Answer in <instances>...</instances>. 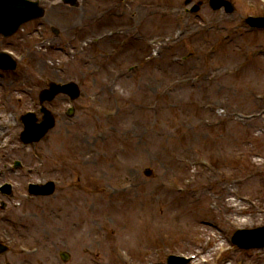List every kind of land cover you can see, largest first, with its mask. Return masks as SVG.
Segmentation results:
<instances>
[{
  "label": "rangeland",
  "instance_id": "rangeland-1",
  "mask_svg": "<svg viewBox=\"0 0 264 264\" xmlns=\"http://www.w3.org/2000/svg\"><path fill=\"white\" fill-rule=\"evenodd\" d=\"M125 1L129 4L126 16L119 19L117 11H112L110 17L112 13L114 15L107 22L95 26V31L104 32L119 25L131 26L141 17L153 15L150 10L136 7V4L143 6L151 0ZM174 1L170 2L169 16H162L158 22L156 30L159 31L147 34L150 35L148 37L169 33L174 26V14L185 13V0ZM233 1L237 8L235 14L213 11L207 3L196 14L185 13L187 26L191 29L196 28L199 14L216 25L212 31L201 30L190 44H185L187 50L194 52L196 58L193 62L198 65L195 71L191 64L187 75L182 74L185 71L182 68L168 67V58L160 62V72H154L152 65H145L133 75L120 77L116 82L110 77L119 67L140 61L151 52V48L143 41L133 40L114 58V62L92 46L81 44L76 48L79 54L64 65V78L83 79L79 74L81 70L85 72L83 66L88 71L100 68V72L83 82L84 97L78 102L75 117L59 119L46 144H39L33 150L42 152L47 147L45 156L49 177L63 170L62 173L66 171L69 179L72 167L83 179L82 172L94 179L97 171L105 170L107 180L112 184L111 196H108L112 204L108 209L89 210L94 219L90 227L94 229L93 239L85 238L82 231L79 233L74 228L60 231L57 211L46 220V225L42 217L30 216L28 208H15L14 203L8 204L7 213H15L14 216L23 221L31 219L30 223L39 226L36 231L27 232L26 239L18 240L25 241L28 246H40V252L32 257L16 254L18 263L122 264L117 253L121 250L118 247H124L134 255L133 264H141L152 260H148L150 255L141 252L148 247L146 244L158 243L164 248V255L166 252L193 253L198 250L211 253L215 250L216 240L223 246L229 242V235L234 231L231 221L242 227L264 225V214L246 204L248 199L244 198L243 202L233 195V188H238L241 194H248L264 208V114L250 121L237 117L238 113L264 112V31H247L249 28L240 19V13L258 11L246 7L244 0ZM42 3L48 8L47 17L28 27V33L22 31L16 36L18 49L22 44L30 47L29 58L19 64V73L15 74L16 86L20 82L23 87L35 89L42 83H38L35 74H29L50 69L55 71L57 58L64 59L60 55L62 53L55 50L56 47L41 50L37 47L39 37L34 31L35 25L43 22L47 26L51 18L54 21L51 24L61 26L68 38L77 32L76 24L90 20L94 11L87 1L80 8H70L61 18L57 15L61 3L52 4L50 0ZM57 18L63 20L58 21ZM236 22L241 26L239 31H234ZM145 28L149 32L155 30V20H146ZM91 33L88 29L80 34V38ZM225 33H231V39H225ZM116 41H104L101 46L111 50L110 46L117 44ZM211 44L217 45V50L206 56L204 52ZM232 47L235 54L231 52ZM180 51L174 54L183 53ZM164 56L170 57L171 52ZM241 60L248 62L243 69L237 70L236 65L243 62ZM41 62L45 65L39 68ZM195 73H203V79L197 85L177 86L165 95L160 94V90L174 77ZM205 73L208 78H205ZM116 76L119 75L116 73ZM207 102L223 107L225 111L216 114L215 110H200L198 103ZM29 105L31 107L32 103ZM226 111L229 113L227 116ZM216 118L223 120L221 125L207 126L206 120L215 122ZM88 154L98 158L97 165L83 161V156ZM179 159L187 163H180ZM202 159L209 160L210 164L212 162V166H201ZM59 163L65 168L58 170ZM145 167L153 170L152 176L143 174ZM95 186H101V183L95 182ZM148 186L145 194L152 195L154 191L153 199L146 206L139 205L140 201L147 200L136 201V197ZM30 204H33L29 208L32 213L36 207L39 216L47 215L35 202ZM48 205L49 214V210L56 207L50 202ZM220 206L225 213H219ZM65 210L67 208L61 212L63 215H67ZM83 226L87 228L86 223ZM4 228L8 232L6 224ZM211 241L213 244H210ZM88 243L93 251L86 253L77 249V245ZM60 250L69 251L71 257L67 262L61 260ZM83 256L84 262L81 261ZM221 257L220 264H264V249L234 247Z\"/></svg>",
  "mask_w": 264,
  "mask_h": 264
},
{
  "label": "water",
  "instance_id": "water-1",
  "mask_svg": "<svg viewBox=\"0 0 264 264\" xmlns=\"http://www.w3.org/2000/svg\"><path fill=\"white\" fill-rule=\"evenodd\" d=\"M259 25H264V22H263V23H261V24H259ZM49 126H51V125H47L46 127L48 128Z\"/></svg>",
  "mask_w": 264,
  "mask_h": 264
}]
</instances>
